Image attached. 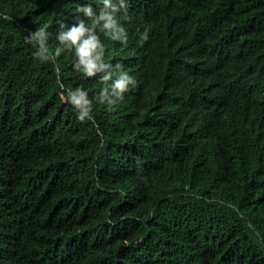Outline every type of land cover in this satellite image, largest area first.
Wrapping results in <instances>:
<instances>
[{"label": "trees", "instance_id": "trees-1", "mask_svg": "<svg viewBox=\"0 0 264 264\" xmlns=\"http://www.w3.org/2000/svg\"><path fill=\"white\" fill-rule=\"evenodd\" d=\"M126 2L127 46L97 31L137 85L108 111L110 82L25 43L99 0H0V264H264V0Z\"/></svg>", "mask_w": 264, "mask_h": 264}, {"label": "clouds", "instance_id": "clouds-1", "mask_svg": "<svg viewBox=\"0 0 264 264\" xmlns=\"http://www.w3.org/2000/svg\"><path fill=\"white\" fill-rule=\"evenodd\" d=\"M102 7L97 12L91 4L77 7V13H82L85 19L76 17V22L71 25L61 23L60 30L56 39L59 45L54 52H50L48 47L47 25L41 26L25 37V43L31 44L36 50L33 53L34 59L42 63H55L62 53H72L74 56L73 69L81 73L84 78H95L99 75L102 82H110L108 87L102 88L94 99L98 104L106 105L108 111L114 110L115 105L124 99V94L130 87L137 85L136 79L122 70V64L113 65L105 61L107 47L102 42L99 33L107 39L116 41L124 46L128 43L127 29L120 23L130 21L126 0H99ZM0 18L11 21L13 18L7 14H0ZM151 26H145L140 35V44L146 47L157 38L158 28L154 27V33L149 35ZM59 73V68H56ZM60 93L59 98L62 102L71 105L79 121H92L93 117V98L83 87L75 89L66 88L58 79Z\"/></svg>", "mask_w": 264, "mask_h": 264}]
</instances>
